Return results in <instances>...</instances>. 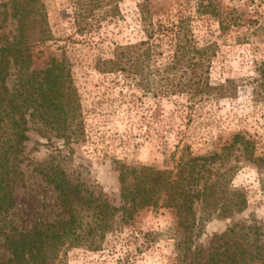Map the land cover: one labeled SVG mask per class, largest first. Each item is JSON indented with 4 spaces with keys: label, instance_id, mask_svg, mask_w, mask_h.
<instances>
[{
    "label": "rangeland",
    "instance_id": "1",
    "mask_svg": "<svg viewBox=\"0 0 264 264\" xmlns=\"http://www.w3.org/2000/svg\"><path fill=\"white\" fill-rule=\"evenodd\" d=\"M41 4L49 39L38 45L28 41L27 63L15 64L8 58L3 86L19 104L22 84L51 56H63L82 133L76 141L55 137L32 116L33 105L13 115L24 118L27 141L15 142L12 125L0 122V174L13 198L3 216L9 229L24 232L36 222L66 220L57 193L36 171L43 166L59 167L69 182L118 207L119 165L172 170L184 146L191 156H205L218 152L235 134L251 143L253 157H264V0H41ZM143 15L154 27V36L162 39L157 58L162 64L170 55V32L178 22L196 46L211 47L209 79L225 87L222 98L207 102L187 119L179 113L178 98H153L123 82L120 74L96 72V61L111 58L114 46L144 38ZM18 18L19 10L14 13L8 0H0V48L11 42L24 47ZM31 21L28 15V33L33 30ZM151 114L156 117L153 123L148 119ZM232 152L237 168L230 186L244 194L246 207L230 218L202 223L192 236L190 252L179 259L175 245L180 235L173 213L146 208L130 219L115 213L108 230L86 237L94 240V250L84 244L65 246L51 264H195L232 225H255L264 232V197L258 185L264 169L245 160L241 152ZM81 220L84 228L90 212H81ZM9 257L0 237V264Z\"/></svg>",
    "mask_w": 264,
    "mask_h": 264
},
{
    "label": "trees",
    "instance_id": "2",
    "mask_svg": "<svg viewBox=\"0 0 264 264\" xmlns=\"http://www.w3.org/2000/svg\"><path fill=\"white\" fill-rule=\"evenodd\" d=\"M8 5L14 13L19 10L24 47L17 48L19 42H11L0 48V122L5 120L12 125L15 142L27 141L24 118L20 115L14 119L13 115L19 113L20 108L33 105L32 116L42 129L53 131L55 137L64 142L76 141L82 133V120L63 56H51L45 67L22 84L24 95L19 104L15 94L6 95L3 82L8 60L15 64L27 63L28 41L33 39L38 45L49 39L41 0H8ZM28 15L32 16L31 25L33 23V30L29 33L25 23ZM140 22L144 38L133 44L114 46L111 58L96 61V72L120 74L123 82L153 98H178L179 113L187 119L199 113L207 102L223 97L225 87L215 86L209 79L213 54L209 45L196 46L187 34L188 30L178 22L170 30L168 46L171 52L166 56V63L162 64L157 59L162 53L161 37L154 36V27L148 17L143 15ZM156 28L159 30L158 26ZM148 119L150 123L155 122V114ZM233 150L264 169V157H253L251 143L237 134L218 152L205 156H191L184 146L172 170L119 165L118 207L109 205L101 194L82 190L80 184L69 182L59 167L43 166L36 171L57 193L66 220L36 222L24 232L9 229L4 223L3 216L13 206V198L0 174V237H3L10 254L4 264H51L58 252L69 245L84 244L94 250V240L87 241L86 237L108 230L115 213H119L122 219H130L137 211L146 208H166L173 213L180 235L175 245L179 259L190 252L192 236L202 223L230 218L246 207L244 194L230 186L237 168V156ZM258 185L264 197V174ZM84 211L90 212V221L82 228L81 212ZM195 264H264V232L255 225H232L218 236L210 251Z\"/></svg>",
    "mask_w": 264,
    "mask_h": 264
}]
</instances>
